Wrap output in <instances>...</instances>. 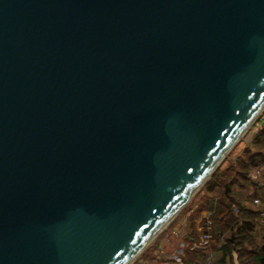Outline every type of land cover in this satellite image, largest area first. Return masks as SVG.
Segmentation results:
<instances>
[{
    "label": "water",
    "instance_id": "1",
    "mask_svg": "<svg viewBox=\"0 0 264 264\" xmlns=\"http://www.w3.org/2000/svg\"><path fill=\"white\" fill-rule=\"evenodd\" d=\"M264 108V0H0V264H131Z\"/></svg>",
    "mask_w": 264,
    "mask_h": 264
},
{
    "label": "trees",
    "instance_id": "2",
    "mask_svg": "<svg viewBox=\"0 0 264 264\" xmlns=\"http://www.w3.org/2000/svg\"><path fill=\"white\" fill-rule=\"evenodd\" d=\"M255 120L250 137L242 140L241 150L234 155H225L199 186L194 194L195 207L186 216L189 235L193 234L199 212H210L213 237L216 241H223L222 262L225 256L234 255L236 264H264V225L254 233L260 211L254 200L264 199V175L262 172L255 177L250 174L252 168L264 167V110ZM246 187H250L249 191L241 192ZM146 248L142 253H146ZM185 252L188 257L184 261L189 262L192 253Z\"/></svg>",
    "mask_w": 264,
    "mask_h": 264
},
{
    "label": "built area",
    "instance_id": "3",
    "mask_svg": "<svg viewBox=\"0 0 264 264\" xmlns=\"http://www.w3.org/2000/svg\"><path fill=\"white\" fill-rule=\"evenodd\" d=\"M264 173L263 166H257L251 169L250 174L255 177L260 173ZM255 203L260 206L257 223L254 227V233H258L262 225H264V199L256 198ZM236 210V207L233 206ZM208 210H201L197 219L194 221L193 234H189L185 246L192 251V260L185 262L182 258V249H179L173 258L177 264H215L217 259V252L213 249L212 245H216V248L222 247L223 241H216L211 232V220ZM159 252H162V248H158Z\"/></svg>",
    "mask_w": 264,
    "mask_h": 264
},
{
    "label": "crops",
    "instance_id": "4",
    "mask_svg": "<svg viewBox=\"0 0 264 264\" xmlns=\"http://www.w3.org/2000/svg\"><path fill=\"white\" fill-rule=\"evenodd\" d=\"M264 175V173H263ZM189 211L186 212V214ZM200 213V212H199ZM199 215V214H198ZM174 217L173 219H175ZM197 219V218H196ZM179 221L181 226L175 224L176 221ZM176 221H172L168 223L162 230V231L154 241L148 245L146 248V253H142L137 261L136 264H177L175 259L173 258V254H175L179 249H182V258L185 259L188 257L186 255L188 252L192 253L191 250H189L185 243L188 238V230L186 229V216L178 218ZM264 227V226H263ZM225 235H227L225 233ZM213 249L217 252V259L215 264H236V260L234 255H232L230 258L227 256L224 257L223 262L221 259L223 258V250L222 247L220 249L216 248V245H212ZM162 248V252L158 251V248Z\"/></svg>",
    "mask_w": 264,
    "mask_h": 264
},
{
    "label": "rangeland",
    "instance_id": "5",
    "mask_svg": "<svg viewBox=\"0 0 264 264\" xmlns=\"http://www.w3.org/2000/svg\"><path fill=\"white\" fill-rule=\"evenodd\" d=\"M263 110H264V108H263ZM262 110V111H263ZM262 111L258 114V115H261V113H262ZM257 115V116H258ZM256 116V117H257ZM256 119V118H255ZM253 120L252 122H251V124L249 125V127L246 129V131L240 136V138L236 141V143L231 147V149L226 153V155L227 154H230V155H234L236 152L238 153L240 150H241V148H242V146H243V142H242V140L243 141H246L249 137H250V134H251V132H252V126H253V124H255V122H256V120ZM199 188V187H198ZM249 189H250V187H246V188H244V189H242L241 190V192H243V193H246V192H248L249 191ZM197 191V190H196ZM196 191L194 192V194L196 193ZM194 194L189 198V200L181 207V209L178 211V213L174 216V217H176L175 219H171L168 223H170V222H172V221H176L178 218H181L182 216L183 217H185V216H187L188 215V213L191 211V209L193 208V207H195V202H196V199H195V197H194ZM240 196H243L241 193H240ZM187 211H189L187 214H186V212ZM198 217V216H197ZM196 217V218H197ZM167 223V224H168ZM166 224V225H167ZM175 224L176 225H178L179 227L181 226V224H180V222L177 220L176 222H175ZM165 225V226H166ZM164 226V227H165ZM163 227V228H164ZM162 228V229H163ZM160 230L157 234H156V236L146 245V247H148V245H150L153 241H154V239H156V237L162 232V231H164V230ZM145 247V248H146ZM144 248V249H145ZM144 249L139 253V255H141V253L144 251ZM139 255H138V257H139ZM138 257L136 258V260L138 259ZM136 260H134V261H136ZM133 263V262H132Z\"/></svg>",
    "mask_w": 264,
    "mask_h": 264
}]
</instances>
